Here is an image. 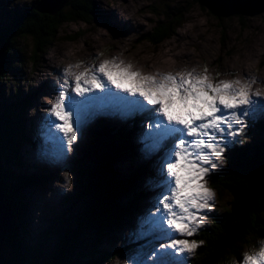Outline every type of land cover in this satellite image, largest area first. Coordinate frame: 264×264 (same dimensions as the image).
<instances>
[{"label":"rangeland","instance_id":"rangeland-1","mask_svg":"<svg viewBox=\"0 0 264 264\" xmlns=\"http://www.w3.org/2000/svg\"><path fill=\"white\" fill-rule=\"evenodd\" d=\"M36 1L0 0V29H7L11 14L31 10ZM234 1L240 10L219 21L194 0H95L97 14L90 23L64 25L54 46L36 55V61L31 60L36 47L31 39L18 41L16 48L21 54L10 51L3 42L10 55L6 67H13L5 78L0 76V104L31 98L22 110L29 143L24 141L15 147L25 168L12 165L11 170L15 176L39 178L43 173L45 178L20 186L14 183L16 178L10 181L11 189L23 199L24 245L41 255L32 264H50V256L67 231L77 229L82 243L78 250L81 264L99 260L98 264L195 261L199 236L217 214L231 207L230 195L220 194L213 187L219 171L227 166L229 152L264 138L259 129L264 123V0ZM165 23L177 28L171 39L160 46L146 41L145 36ZM54 58L59 61L58 67H47L45 60ZM108 60L120 62L111 66ZM161 60L178 74L172 102H163L178 103L173 110L175 124L155 123L153 114L161 113L160 106L156 108V96L163 93L153 81L143 78L139 82L146 86L147 94L154 95L133 110L118 104L119 116L101 112L93 98L88 99L89 108L83 109L85 117L65 110L71 95L66 90V78L97 87V76L92 74L98 63L99 73L109 82L123 83L139 70L147 73L149 69L143 66L146 61L156 73L166 71ZM225 86L232 88L225 91ZM219 89L223 91L224 107L211 104ZM180 99L191 101L182 103ZM113 106L107 105L109 110H114ZM115 127L132 132L135 148L134 157L122 156L115 171L119 178H130L145 166L141 181L134 187L144 196L138 209L122 224L100 233L85 225L84 215L93 200L86 188L92 191L99 180L104 183L100 173L104 174L105 167L101 166L97 174V160L88 150L94 131L122 130ZM7 147L5 154L9 156L14 146ZM120 201L123 206L130 204V194ZM167 202L174 205L179 218L176 234L168 236L157 230V218L162 216L158 206L164 207ZM165 223L171 228L169 222ZM114 252L120 253L115 259H101ZM229 254L226 264H264V238L240 249V256ZM4 259L12 262L13 253L10 251Z\"/></svg>","mask_w":264,"mask_h":264},{"label":"trees","instance_id":"trees-1","mask_svg":"<svg viewBox=\"0 0 264 264\" xmlns=\"http://www.w3.org/2000/svg\"><path fill=\"white\" fill-rule=\"evenodd\" d=\"M39 1L34 3L31 10L25 9L11 14V23L8 24L7 29H0V43H7L10 51L19 54L21 50L16 48L18 41L31 39L36 46L31 57L32 61H36L38 55L54 46L64 25L90 23V19L97 14L94 10L95 0H69L65 8L63 6L53 15L39 13L36 10ZM194 1L219 21L240 10V6L234 0ZM176 30L177 28L171 24H160L151 34L145 36L146 41L154 46H160L171 39L176 34ZM9 60L10 55L8 56L10 63ZM11 67L13 66L8 65L4 68L3 78L9 74ZM30 99V96H27L25 100L10 102L11 104L5 106L0 104L2 114L0 116V181L4 191L11 198L9 201L14 214L13 239L16 248L12 262L5 264H32L41 258L38 251L24 245L23 216L26 215L22 212L24 207L21 211L23 199L11 189L10 183V181L14 182L15 178L16 186L45 179L43 173L36 178L34 175L15 176L16 173L11 170L12 165H16L20 170L25 168L21 161L22 157L15 147L24 141L29 143L28 135H25L26 124L22 110L31 101ZM115 128L122 130L118 132L109 128H99L94 131V138L91 139V145L96 147L95 154L102 159L106 173L104 183H100L92 191L86 188V192L92 195L93 200L86 210L84 220L85 224L89 222L95 225L102 233L114 228L115 225L122 224V220L128 214L131 215L135 209H138L144 196V193L140 195L135 192L134 187L141 181L144 170L142 168L145 166L140 167L141 169L130 178H119L115 171L114 166L118 160L122 156L134 157L135 151L132 132L121 127ZM259 129L264 132V123ZM14 136H17L15 140ZM8 145L14 146V153L9 156L5 154ZM229 154L227 166L219 171L213 181V187L220 194L226 192L230 195L231 207L217 214L212 225L199 236L198 256L192 264H226V255L230 253L233 258L240 256V249L250 246L259 237L264 238V138L255 145L233 147ZM14 194L17 196H13ZM127 194H130L131 202L123 206L120 198ZM92 208L94 212L91 211ZM79 239L78 229L67 231L60 245L50 256V264H81L78 262L80 259L78 250L82 246ZM119 254V252L110 253L101 259L111 261ZM99 261L83 264H98Z\"/></svg>","mask_w":264,"mask_h":264},{"label":"bare ground","instance_id":"bare-ground-1","mask_svg":"<svg viewBox=\"0 0 264 264\" xmlns=\"http://www.w3.org/2000/svg\"><path fill=\"white\" fill-rule=\"evenodd\" d=\"M106 15L109 17H113L112 15L108 14L107 12H106ZM111 20L113 22H115L116 19L113 17V18H111ZM90 49H92V45H90V43H89V50ZM91 52H93V51L91 50ZM117 52H118V49H117ZM45 62L47 63V67L52 66V64H55V65L57 64L56 66L58 67L59 61L57 58H54L53 60L47 59V61L45 60ZM119 62L120 61H117V60L113 61V62L111 60L107 61V63H109L111 66H117V63H119ZM160 64H161V66H163L165 68L166 71L156 73V71L154 70L155 68L153 66H151L149 63H147V61H146V62H143V66H144L145 70L149 69V70H147V73H145L144 70H139L138 73L133 76L134 78H129L128 80L124 81L123 83L117 82V81H114L111 83L104 76V74L99 73V70H98L99 67H98V63H97L96 64L97 66L95 67L93 74H92L95 77L97 76V78H96L97 82H98L97 87H95L94 83H87V82H79L78 83L74 78L68 77V78H66L68 80V83L67 84L65 82L64 83L67 85V88H66L67 92H71V95H70L69 104L65 105V110L73 112V113L75 112L79 117H85L86 114L83 113V109L87 108L88 106L91 105L88 99L93 98L96 100V103H94V105L96 104L97 108L101 112H104L107 114L113 113V114L119 116L121 114V112L118 110L119 109L117 107L118 104H123L128 109L133 110L135 105L144 104V101H146L147 97L154 95V94H151V95L147 94L146 86L142 85V83L139 82L140 78H143V80L145 82H148V80L153 81L151 83L157 85L161 89V92L163 93V96H160V95L156 96V98H157L156 108L158 109V107L160 106L159 109L161 110V113L153 114L155 117H157V119H154L155 123L157 124L158 120H159L161 122V125H165L168 122L175 124V120H176L177 116L173 113V110H174L175 106H177L178 103L173 101L176 104H172L170 102H168V104L167 103L164 104L163 102L165 100L171 101L170 97H171L172 91L175 90V88H177L178 74H176V72L171 71L172 67L169 63H165V61L163 62L161 60ZM158 76H160V77H158ZM77 83H78V85H77ZM231 88L232 87L225 86L224 90L225 91L231 90ZM74 90H76L75 93H74ZM118 90L121 92H118ZM98 91H101V93L98 94ZM183 92H184V90H183ZM222 92H223L222 90H220V91L216 90L215 95H213L211 98V104H216V106L221 105L222 107H224L222 104L223 98H221ZM180 101L182 103L187 102L190 104L191 99H189V100L188 99H184V100L180 99ZM108 103H112L114 105L113 106L114 110L108 109V107H107ZM150 103H153V102L150 101ZM251 105H253V104L251 103ZM151 109L154 112V109L153 108H151ZM151 124H152V120H151ZM174 137H176V136H174ZM205 195H207V194H205ZM195 208H197V207H195ZM158 209L161 211L160 215H162L159 218H157L158 219V222H157L158 229L157 230H159V233H161L162 235H166V236L176 234L175 226L179 223L178 222L179 218L174 214V211H176L174 205L167 202L164 207L158 206ZM150 218L148 219V223H149V225L152 226V224H151L152 219H150ZM165 222H169L171 228H168V225L166 227ZM171 263H173V262H171Z\"/></svg>","mask_w":264,"mask_h":264},{"label":"water","instance_id":"water-1","mask_svg":"<svg viewBox=\"0 0 264 264\" xmlns=\"http://www.w3.org/2000/svg\"><path fill=\"white\" fill-rule=\"evenodd\" d=\"M68 2L69 0H40L38 2L36 10L44 15H53L56 12H58L63 6H65ZM7 49H8L7 44L0 43V76H2L3 70L7 65L6 64L8 61ZM95 151H96V147L94 148L90 142L88 152H89V156L97 160L95 162L99 167V169L97 170V174H98V171L101 170V166H103L102 165L103 161L102 159H100L99 155L95 154ZM105 173L106 172H104V174L100 173L101 177H103L102 179H105L104 177ZM99 185H100V180L94 185V187H98ZM94 187H92V190ZM13 219H14V214L10 207V201L8 195L7 194L5 195L2 184L0 183V253H1L0 264H5V262H7V259H4L6 254H8L11 251V253H13L14 255V251H16L15 243L13 240V228H14ZM85 225H89L92 228L94 227L99 232L101 231L95 225L89 224V222H87Z\"/></svg>","mask_w":264,"mask_h":264}]
</instances>
